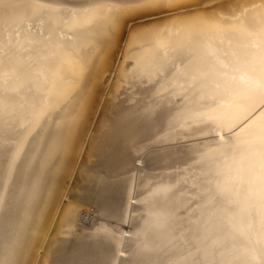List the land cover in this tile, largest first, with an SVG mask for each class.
<instances>
[{
	"label": "bare ground",
	"instance_id": "obj_1",
	"mask_svg": "<svg viewBox=\"0 0 264 264\" xmlns=\"http://www.w3.org/2000/svg\"><path fill=\"white\" fill-rule=\"evenodd\" d=\"M262 18L0 0V264H261Z\"/></svg>",
	"mask_w": 264,
	"mask_h": 264
},
{
	"label": "snow or ice",
	"instance_id": "obj_2",
	"mask_svg": "<svg viewBox=\"0 0 264 264\" xmlns=\"http://www.w3.org/2000/svg\"><path fill=\"white\" fill-rule=\"evenodd\" d=\"M260 27H264V18H262V21H261V24H260ZM249 28L250 30H256L255 29V25H249ZM258 89L260 88V86H256ZM260 97H261V100L262 102H264V89H260ZM258 251L260 253V261H261V264H264V246H259L258 247Z\"/></svg>",
	"mask_w": 264,
	"mask_h": 264
},
{
	"label": "rangeland",
	"instance_id": "obj_3",
	"mask_svg": "<svg viewBox=\"0 0 264 264\" xmlns=\"http://www.w3.org/2000/svg\"><path fill=\"white\" fill-rule=\"evenodd\" d=\"M119 58V57H118ZM106 83V85L108 84V82H105ZM105 85V84H104ZM105 87V86H104ZM108 88V89H107ZM110 86H106V88H105V92H109V90H110ZM104 97V98H103ZM105 99V95H102L101 94V100L103 101V99ZM98 111H99V108H98ZM79 160H81L80 158H79ZM91 211V210H90ZM90 213H93V212H90ZM84 214V213H83ZM90 214L88 213V215H85L84 216V218L83 217H81L80 219V223H82V224H84L85 225V223H88V221L90 222V220H91V218H90V216H89ZM88 218L90 219V220H88ZM87 220V221H86ZM82 221V222H81ZM126 226V225H125Z\"/></svg>",
	"mask_w": 264,
	"mask_h": 264
}]
</instances>
